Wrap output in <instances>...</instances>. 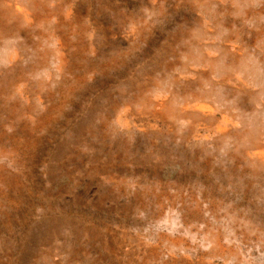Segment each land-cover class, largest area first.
<instances>
[{
	"label": "rangeland",
	"instance_id": "1",
	"mask_svg": "<svg viewBox=\"0 0 264 264\" xmlns=\"http://www.w3.org/2000/svg\"><path fill=\"white\" fill-rule=\"evenodd\" d=\"M263 151L264 0H0V264H264Z\"/></svg>",
	"mask_w": 264,
	"mask_h": 264
},
{
	"label": "bare ground",
	"instance_id": "2",
	"mask_svg": "<svg viewBox=\"0 0 264 264\" xmlns=\"http://www.w3.org/2000/svg\"><path fill=\"white\" fill-rule=\"evenodd\" d=\"M206 105V104H205ZM212 105V104H211ZM207 106V105H206ZM209 113H211V112H209ZM264 152V151H263ZM258 160V159H257Z\"/></svg>",
	"mask_w": 264,
	"mask_h": 264
}]
</instances>
